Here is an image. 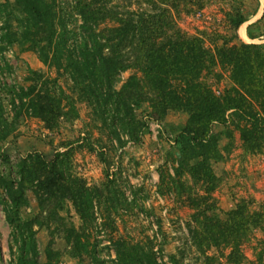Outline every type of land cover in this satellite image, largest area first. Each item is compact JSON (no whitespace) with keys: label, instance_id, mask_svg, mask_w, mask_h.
Wrapping results in <instances>:
<instances>
[{"label":"trees","instance_id":"obj_1","mask_svg":"<svg viewBox=\"0 0 264 264\" xmlns=\"http://www.w3.org/2000/svg\"><path fill=\"white\" fill-rule=\"evenodd\" d=\"M12 1L21 14L17 26L21 29L23 43H27L28 49L43 65L63 69L77 98L85 103L92 118L106 131L107 141L117 142L116 149L124 146L122 136L134 143L139 141L145 124L135 118L134 109L140 104H147V116L159 124L169 112L186 115L173 138L182 161L180 168H174L176 175L185 168L191 178L212 184L214 176L210 175L206 161L210 160L208 150L206 154L204 150L208 144L212 145L211 126L225 124L228 114L249 124L248 128L240 130V138L248 149L246 142L256 141L255 147L264 142V43L236 41L235 31L246 21L238 0H227L216 8L224 13L227 21L221 28L214 23L204 26L211 31L208 35L205 31L190 35L178 26L175 18L183 12L201 15L209 3L207 0H138L146 8L138 11L131 8L130 0L127 3L122 0H65L69 23L56 18L55 0ZM261 20H264V0L256 22ZM254 24L246 27V36L264 39V34L254 36L248 31ZM220 29L225 33L220 45L205 47L204 37H218ZM8 34L2 39L11 42ZM215 66L227 72L230 87L218 91L208 83L205 75ZM126 70L132 74L116 90L115 78ZM42 76L34 72V81ZM48 84L43 80L37 88L35 82L28 87L18 97L20 108L24 107L48 129L58 122L77 119L73 100L55 85L49 87ZM22 98H27V102H21ZM90 146L101 147L99 143ZM184 151L194 159L193 164L185 162ZM196 157L199 159L195 160ZM12 169L13 176L0 179V189L8 198L2 210L4 220L19 238H14L18 244L14 264H37L32 227L49 230L51 225L50 235L55 231L59 233L69 257H85L88 264H103L99 252L89 243V236L93 226L92 209L95 202L100 203L102 193L110 196L108 206L114 211L116 205H122L116 192L109 190L115 179L109 168L105 171L106 184L101 191L86 186L69 171L65 152H55L50 160L31 153L19 158ZM26 191L32 194L37 213L27 220L14 221L12 216L17 218L19 207L27 202ZM65 203H69L80 221L77 229L66 227L64 218L58 215ZM193 207L194 204L192 209L197 211ZM211 209L209 206L207 211ZM192 219L194 224L187 233L194 239L192 244L196 252L204 254L210 248L220 250L222 246L227 251L225 263L240 264L243 260L240 247L247 242L250 228L260 225L262 215L240 201L221 220L205 215ZM113 246L117 264H164L157 260L149 244L132 243L118 237ZM52 256L54 258L55 254L46 247L43 264H54ZM169 259L171 264H177L174 256Z\"/></svg>","mask_w":264,"mask_h":264},{"label":"rangeland","instance_id":"obj_2","mask_svg":"<svg viewBox=\"0 0 264 264\" xmlns=\"http://www.w3.org/2000/svg\"><path fill=\"white\" fill-rule=\"evenodd\" d=\"M130 1L132 9H146L138 0ZM207 1L209 3L201 15L197 12L194 15L183 12L175 16L178 26L190 35L202 31L208 35L211 31H207L204 26L211 23L219 25V28L224 26L226 17L216 8L227 0ZM249 1H244V7L249 6ZM55 2L58 11L56 18L69 23L65 0ZM121 2L127 3V0ZM20 18L21 14L15 9L12 0H0V179L13 176V164L31 153L50 160L55 152H65L69 171L81 178L86 186L99 191L106 184L105 171L109 168L115 177L109 190L116 192L122 205H116L114 211L108 206L110 196L102 193L100 203L95 202L92 209L93 226L89 236V243L95 246L103 264H117L113 241L118 237L132 243L149 244L157 260L164 264L172 263L169 259L171 256L175 257L177 264H226L224 256L227 251L222 246H219L220 250L210 248L200 254L195 251L192 244L194 239H191L187 231L194 224L192 218L205 215L221 220L242 201L251 211L261 213L262 219L260 225L250 228L247 242L240 247L243 254L240 264H264V142H259L258 147H255L256 141L246 142L249 149L246 147L240 138V130L248 128L246 120L228 114L225 124L211 126L209 137L212 145L208 144L204 152L206 154L208 150L207 158L210 160L206 161L210 175L214 176L212 184L191 178L185 168L179 175L175 174L174 168H180L182 161L178 158L180 153L175 150L173 138L184 123L185 114L167 113L160 120V128L152 135L148 129L152 118L147 116V104H140L134 109V116L144 122L145 129L137 143L122 136L124 146L118 150L115 148L117 142L112 141L111 146L102 125L92 118L85 103L77 98L63 69L43 65L36 54L28 49L27 43H23L20 38L21 29L17 26ZM251 30L256 35L264 34V20L259 21ZM6 34L10 35L11 42L2 39ZM217 34L219 36L215 38L205 36L204 46H219L225 33L220 29ZM252 42L260 44L264 43V39ZM34 72L42 73V79L34 81ZM131 74L130 70L120 73L115 78V89ZM205 76L215 90L220 91L231 85L227 72L216 66L209 69ZM43 80L48 81L49 87L55 85L73 100L77 119L58 122L48 129L24 107L20 108L18 97L28 87L34 86V82L37 88ZM25 101L27 98H22L21 102ZM86 134L87 138H84ZM92 143H99L101 147L90 146ZM213 150L215 155L212 154ZM183 154L188 165L194 163L187 151ZM10 178L15 180L16 177ZM159 178L163 181L160 182ZM25 197L27 202L19 207L17 218L12 216L14 221L27 220L37 213L32 194L26 191ZM7 201L5 192L0 189V264H14L18 245L14 238L19 240L4 220L2 210L4 203L8 204ZM193 204L197 211L192 209ZM209 206L212 209L207 211ZM58 215L64 218L66 227H79L80 221L69 203H65ZM52 228L53 225L49 230L32 227L37 264L46 262L45 249L48 246L55 254L51 259L54 264H88L85 257H69L67 246L59 233L55 231L50 235Z\"/></svg>","mask_w":264,"mask_h":264},{"label":"crops","instance_id":"obj_3","mask_svg":"<svg viewBox=\"0 0 264 264\" xmlns=\"http://www.w3.org/2000/svg\"><path fill=\"white\" fill-rule=\"evenodd\" d=\"M240 3H242V8H243V14H244V17L246 18V21L244 22V24H245V36H246V27L248 26V25H250V24H254V22H255V24L254 25H251L249 28H248V31L252 34V35H254V36H257L256 35V33L254 34V32H252V27H254L255 25H258V22H256L259 18H260V16H261V10H259V12L257 13V11H258V9L260 8V1L259 0H257V2L258 3H255V1L254 0H250L249 1V6H247V7H244V1L245 0H238ZM254 2V3H253ZM254 5H253V4ZM258 5V6H257ZM258 8H257V7ZM255 8H257V10H256V12H254V10H255ZM254 12V13H253ZM257 13V14H256ZM252 14V15H251ZM256 14V16L254 17V15ZM254 18H256V19H254ZM250 21V23H246V22H249ZM247 24V25H246ZM240 26V25H239ZM236 31H237V29H236ZM236 31H235V34H236V41H239V42H242L243 40L242 39H239V36H238V34L236 33ZM246 38H248L247 36H246ZM238 39V40H237ZM242 40V41H241ZM248 40H251V41H249V42H252L253 40H257V39H249L248 38ZM235 41V42H236ZM257 42H259V41H257ZM243 43V42H242ZM253 43V42H252ZM246 44V43H245Z\"/></svg>","mask_w":264,"mask_h":264},{"label":"bare ground","instance_id":"obj_4","mask_svg":"<svg viewBox=\"0 0 264 264\" xmlns=\"http://www.w3.org/2000/svg\"><path fill=\"white\" fill-rule=\"evenodd\" d=\"M260 2V4L263 2V0H259ZM259 10H261V7L258 9V11H257V13L259 12ZM256 13V14H257ZM256 14L254 15V17L256 16ZM254 19H256V18H254ZM247 24L248 23H250V21L249 22H246ZM246 24V25H247ZM237 32H238V35H239V38L240 39H242L243 41H246V42H249V41H251V40H248V38H246V36H245V24L243 23V24H241L240 26H239V28H238V30H237ZM245 43V42H244ZM251 43V42H250ZM247 44V43H246Z\"/></svg>","mask_w":264,"mask_h":264},{"label":"built area","instance_id":"obj_5","mask_svg":"<svg viewBox=\"0 0 264 264\" xmlns=\"http://www.w3.org/2000/svg\"><path fill=\"white\" fill-rule=\"evenodd\" d=\"M217 93L218 91L215 92V94ZM159 128H160V124L157 121H154L153 119H152V122L148 124V129L152 135H154L156 133V129H159Z\"/></svg>","mask_w":264,"mask_h":264},{"label":"water","instance_id":"obj_6","mask_svg":"<svg viewBox=\"0 0 264 264\" xmlns=\"http://www.w3.org/2000/svg\"><path fill=\"white\" fill-rule=\"evenodd\" d=\"M263 3V2H262ZM262 3L260 4V7H261V12H262Z\"/></svg>","mask_w":264,"mask_h":264}]
</instances>
